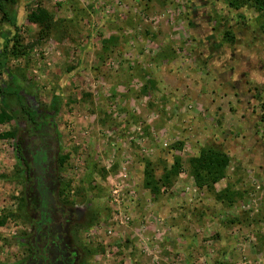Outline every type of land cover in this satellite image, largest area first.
Here are the masks:
<instances>
[{
  "label": "rangeland",
  "instance_id": "rangeland-1",
  "mask_svg": "<svg viewBox=\"0 0 264 264\" xmlns=\"http://www.w3.org/2000/svg\"><path fill=\"white\" fill-rule=\"evenodd\" d=\"M232 1L9 6L26 53L7 58L1 83L40 109L57 104L59 198L84 212L82 264H264V34L244 19L264 13ZM39 7L52 30L29 23ZM8 32L0 14V51ZM6 104L23 118L18 101ZM16 129L10 117L0 124V264L26 252L24 177L3 138ZM207 147L230 162L222 181L199 188L189 160ZM177 158L178 177L147 190L146 162L163 182Z\"/></svg>",
  "mask_w": 264,
  "mask_h": 264
},
{
  "label": "flooded vegetation",
  "instance_id": "flooded-vegetation-1",
  "mask_svg": "<svg viewBox=\"0 0 264 264\" xmlns=\"http://www.w3.org/2000/svg\"><path fill=\"white\" fill-rule=\"evenodd\" d=\"M264 58V50H262ZM32 98V97H30ZM33 99V98H32ZM42 117L44 130L32 133L24 124L14 149L16 162L23 173L24 217L28 234L22 238L25 258L20 264H82L84 252L79 234L84 212L62 203L59 198L60 137L53 116L30 100ZM23 122L17 119L16 124ZM24 163L17 159V152Z\"/></svg>",
  "mask_w": 264,
  "mask_h": 264
},
{
  "label": "trees",
  "instance_id": "trees-1",
  "mask_svg": "<svg viewBox=\"0 0 264 264\" xmlns=\"http://www.w3.org/2000/svg\"><path fill=\"white\" fill-rule=\"evenodd\" d=\"M16 3V0H0V14L3 16V21L7 25L8 28L12 30V33L8 32L4 36L3 41V49L0 51V124L4 122L7 117L12 118L13 120L20 119L16 116V110L7 107L6 101L9 99L16 100L20 104V107L23 111V122H19L17 125V129L8 134H4L3 138H11L14 140L16 146V142L19 141V131L20 129H24V124L28 127V130L32 128V133H40L44 130V123L41 120V116L39 112L35 109L34 105H32L33 101L31 96L27 97L25 100V95L22 92L16 90H9L8 86L5 83H1V77L3 76V69H7L6 60L7 58H20L22 55L26 53V50L23 46L21 31L17 20H15L11 14L9 9L10 5ZM230 7L235 10L244 9L246 13L247 10L255 9L256 13L263 12L264 13V0H234L229 3ZM254 12V11H253ZM241 18V16H240ZM243 18V17H242ZM257 18H259L257 16ZM253 19L252 16L246 15L244 18L247 23H255L258 24L259 27H262V32L264 34V21L261 19ZM28 21L31 24L38 26L41 31L46 32L53 29L54 20L48 10L43 7H39L36 11L32 12L28 15ZM264 19V16H263ZM111 40L114 42L116 41L115 38H110L109 41L105 42L112 43ZM108 47L105 46L104 51H108ZM58 107L56 102H53L51 105V109L49 113L53 116L58 115ZM262 120L264 122V107H263V116ZM58 127V126H57ZM17 152V159L21 162L20 164L24 163V156ZM69 159V156L63 157L61 159L62 163H65ZM229 157L223 151L215 148V147H207L201 150L200 154L196 158H192L189 160V165L191 168V175L199 188L209 187L215 185L222 181L226 177V171L229 166ZM145 168V183L144 186L147 190L151 191L153 194H158L160 191L159 185L161 184H168L172 177L177 178L180 174V169L182 167V160L181 158H177L175 160V164L171 171H169L166 175H164L163 182L157 180L155 176L154 169L152 167V163L150 161L146 162ZM23 176V173L21 171ZM229 190H225L221 196H219V200L223 203V205L227 207H231L234 205L233 200L222 199L223 196H228ZM6 218L1 219L0 226L5 223Z\"/></svg>",
  "mask_w": 264,
  "mask_h": 264
},
{
  "label": "built area",
  "instance_id": "built-area-1",
  "mask_svg": "<svg viewBox=\"0 0 264 264\" xmlns=\"http://www.w3.org/2000/svg\"><path fill=\"white\" fill-rule=\"evenodd\" d=\"M118 192H115V194H117Z\"/></svg>",
  "mask_w": 264,
  "mask_h": 264
}]
</instances>
